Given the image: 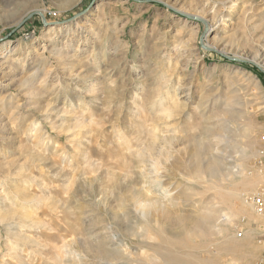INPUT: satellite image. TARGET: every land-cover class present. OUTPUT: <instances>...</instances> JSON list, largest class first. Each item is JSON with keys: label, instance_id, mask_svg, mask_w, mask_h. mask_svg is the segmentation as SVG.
<instances>
[{"label": "rangeland", "instance_id": "obj_1", "mask_svg": "<svg viewBox=\"0 0 264 264\" xmlns=\"http://www.w3.org/2000/svg\"><path fill=\"white\" fill-rule=\"evenodd\" d=\"M261 69L264 0H0V264H254Z\"/></svg>", "mask_w": 264, "mask_h": 264}, {"label": "built area", "instance_id": "obj_2", "mask_svg": "<svg viewBox=\"0 0 264 264\" xmlns=\"http://www.w3.org/2000/svg\"><path fill=\"white\" fill-rule=\"evenodd\" d=\"M257 163L261 168H264V145L258 152ZM247 199H249L254 213L260 218L259 223H255L260 227L261 233L256 238L259 246V255L254 261V264H264V186H261L258 191L248 196Z\"/></svg>", "mask_w": 264, "mask_h": 264}, {"label": "water", "instance_id": "obj_3", "mask_svg": "<svg viewBox=\"0 0 264 264\" xmlns=\"http://www.w3.org/2000/svg\"><path fill=\"white\" fill-rule=\"evenodd\" d=\"M228 58L235 60L234 58H231V57H228ZM261 70L264 72V70H263V69H261Z\"/></svg>", "mask_w": 264, "mask_h": 264}, {"label": "bare ground", "instance_id": "obj_4", "mask_svg": "<svg viewBox=\"0 0 264 264\" xmlns=\"http://www.w3.org/2000/svg\"><path fill=\"white\" fill-rule=\"evenodd\" d=\"M210 30H211V28L209 27V28H208V31H210ZM214 169H215V168H214ZM104 261H106V260H104Z\"/></svg>", "mask_w": 264, "mask_h": 264}, {"label": "trees", "instance_id": "obj_5", "mask_svg": "<svg viewBox=\"0 0 264 264\" xmlns=\"http://www.w3.org/2000/svg\"><path fill=\"white\" fill-rule=\"evenodd\" d=\"M257 73H260L257 69H254Z\"/></svg>", "mask_w": 264, "mask_h": 264}]
</instances>
